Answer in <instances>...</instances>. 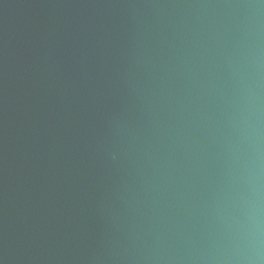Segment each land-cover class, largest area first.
Segmentation results:
<instances>
[{"label": "water", "instance_id": "water-1", "mask_svg": "<svg viewBox=\"0 0 264 264\" xmlns=\"http://www.w3.org/2000/svg\"><path fill=\"white\" fill-rule=\"evenodd\" d=\"M0 264H264V0H0Z\"/></svg>", "mask_w": 264, "mask_h": 264}]
</instances>
